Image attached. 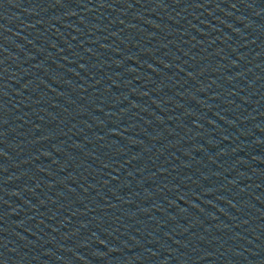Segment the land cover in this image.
<instances>
[{
    "label": "water",
    "instance_id": "1",
    "mask_svg": "<svg viewBox=\"0 0 264 264\" xmlns=\"http://www.w3.org/2000/svg\"><path fill=\"white\" fill-rule=\"evenodd\" d=\"M0 264H264V0H0Z\"/></svg>",
    "mask_w": 264,
    "mask_h": 264
}]
</instances>
